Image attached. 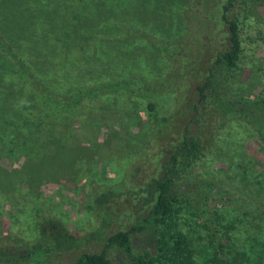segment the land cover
Listing matches in <instances>:
<instances>
[{"label":"rangeland","instance_id":"rangeland-1","mask_svg":"<svg viewBox=\"0 0 264 264\" xmlns=\"http://www.w3.org/2000/svg\"><path fill=\"white\" fill-rule=\"evenodd\" d=\"M149 1L151 5L141 10L147 15L151 12L147 18L151 27L141 30L145 34L138 32L137 37L118 42L116 60L107 55L113 43L104 40L96 43L95 50L85 49L84 60L79 55L57 60L60 55H54V63L45 70L49 79L55 80V87L67 93L74 91L70 87H75L78 75L85 72L86 78H95L97 69L102 75L97 80L101 81L138 77L151 82L158 91V118L168 119L164 127L149 122L147 100L125 95L85 104L78 113L52 114L40 105L38 88L22 80L19 71L0 58V253L4 252L0 264H34L31 253L40 249L41 243L46 246L42 250L48 264H73L81 254L101 252H106L113 264H133L121 248L108 247V239L129 230L145 215L151 206L146 205V188L159 179L165 150L182 140L189 124L202 152L175 181V191L181 189L185 196L186 210L180 217L189 219L180 220L179 227H185L186 234L195 240L205 236L197 228L200 222L194 214L197 206L205 204L203 198L207 199L205 178L217 175L224 187L232 185L242 194L248 191L259 202L257 211L246 217L248 232L233 231V236L239 232L251 238V251H257L256 242L264 241V223L260 228L256 220L264 214V181L260 177L264 176V136L255 126H260L259 113L255 124L230 114L220 118L221 111L200 123L185 117L186 110L197 102V87L208 79L218 55L229 46L230 35L222 16L230 0ZM232 2L230 13L239 21L242 56L236 69L222 74L218 87L225 98L263 99L264 0ZM12 8L16 6L6 3L2 11L11 14ZM80 10L88 14L87 9ZM3 18L2 14L0 24ZM165 47L166 52L160 51ZM92 52L100 59L92 61ZM79 60L83 70L71 67L66 78L61 66L68 70ZM250 114L253 117L255 113ZM261 117L264 119V114ZM223 122H227L224 129ZM114 186H118V194L106 204L113 209L111 215L101 212L102 207L91 212L89 205ZM228 192L216 188L207 204L220 209L229 199ZM218 219L227 229L221 212ZM50 220L83 240L77 247L67 243L56 247L57 241L47 240L49 235L59 236L55 226L50 222L42 227ZM39 228L44 230L43 238ZM131 244L137 255L151 252L154 243L151 237L137 236ZM194 253L196 264H207L205 256ZM26 256L30 262L18 258ZM210 257L215 258V253Z\"/></svg>","mask_w":264,"mask_h":264},{"label":"trees","instance_id":"trees-1","mask_svg":"<svg viewBox=\"0 0 264 264\" xmlns=\"http://www.w3.org/2000/svg\"><path fill=\"white\" fill-rule=\"evenodd\" d=\"M128 1L127 4L124 0H0V16L3 14L5 17L3 24H0V58L18 70L22 80L38 88L36 96L40 105L52 114L78 113L85 104H95L113 95H125L147 100L149 122L164 127L168 119L158 118V108L155 104L158 91L151 82L138 77L106 80L104 78L105 81H101L97 80L102 76L97 69L94 73L95 78H86L85 72L78 75L75 87H70V90L74 91L67 93L58 90L54 85L55 80L49 79L46 74L45 67L54 63V55H60L57 60L61 58L66 60L72 55H79L80 59L84 60L82 57L84 50L97 49L98 41L107 40L113 43L114 47L108 48L107 55L112 60H116L115 53L120 48L118 42H122L124 38H135L138 32L145 34L146 31L141 30L151 27V19L147 20L151 12L147 15L141 10L146 4L151 5V2ZM6 3L16 6V9H11V14H8L9 11H2ZM123 6L127 7L120 10ZM82 7L87 9L88 14L80 10ZM233 7L234 3L230 0L224 6L222 16L230 35L229 46L218 55L208 79L197 87V102L186 110L185 117L193 123H200L209 116H217L218 111H221L220 118L230 114L231 117L247 124H255V117L259 113L260 126H255L264 136V119H261V115L264 114V98L254 101L225 98L218 87L222 74L231 73L236 69L242 56L239 21L230 13ZM160 51L166 52V47ZM92 53L91 60L97 61L99 58L97 53ZM80 62L79 60L75 66L73 62L68 70L61 66L60 70L66 72L64 76L67 78L71 67L76 68L77 71L83 70L80 69L82 68ZM95 69L96 67L92 70ZM250 113L255 114L251 117ZM191 125L186 127L185 134L178 144L165 148L166 157L162 161L161 175L146 188L149 194L146 205L151 203V206L146 209L145 215L139 217L129 230L110 236L108 247L116 245L121 248L133 259V264H196L195 251L205 256L207 264H249L250 261L254 264H264V241L262 244L256 242L257 251L255 249L251 251L249 243L251 238L244 237L239 232L234 233L235 236L232 233L249 230L246 217H249L251 211H257L258 200L255 195L247 193L248 191L242 194L241 190L238 191L232 185L228 188L224 187L225 184L217 175L205 178L207 199L203 198V201L206 205L197 206V212L194 214L195 221L200 222L197 228L205 236L195 240L189 233L186 234L185 227L184 229L179 227L180 220L189 219L180 217V214L186 210L183 202L185 196L181 193V189L175 191V181L180 178L182 171L185 172L191 168L196 159H200L202 152L199 141L192 135ZM226 125L227 122H223L222 129ZM161 127H157L159 133H163ZM152 128L155 129V126L152 125ZM250 170L253 172L252 168ZM260 177L264 181L263 173ZM216 188L230 191L227 194L229 199L220 209L211 202L207 204L208 196L215 192ZM116 189L118 186L108 187L99 195L94 204L89 205L91 212H94L95 208L102 207L101 212L111 215L113 209L106 204L118 194ZM234 192L237 194H232ZM220 212L227 229H223L222 222L218 219ZM105 219L107 220L106 215ZM256 220L258 226L263 228L264 214ZM50 222L55 226L56 234L59 236L52 234L47 240L53 243L57 241L56 247L59 243L77 247L83 240L81 237L71 235L61 223L53 220L43 222L42 227ZM39 232L43 238L44 230L39 228ZM137 236L151 237L154 243L151 252L133 254L131 241ZM206 240L209 241L206 243ZM45 248V244L41 243L40 249H33L34 253L31 255L32 259H36L33 261L34 264H48V259L45 258L47 253L42 250ZM2 253H0V263L4 259ZM213 253L216 255L215 258L210 257ZM18 258L30 262L27 256ZM225 258H228V261ZM73 264H113V262L106 252H101L81 254Z\"/></svg>","mask_w":264,"mask_h":264}]
</instances>
